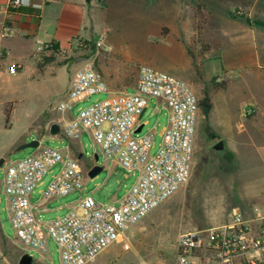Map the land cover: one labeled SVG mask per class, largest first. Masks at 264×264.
<instances>
[{"label":"rangeland","instance_id":"obj_1","mask_svg":"<svg viewBox=\"0 0 264 264\" xmlns=\"http://www.w3.org/2000/svg\"><path fill=\"white\" fill-rule=\"evenodd\" d=\"M197 1L147 0L143 5L144 12L148 13L155 9L157 13H160L162 23L156 27L153 19L142 17L138 6L118 10L109 7L108 11H103L102 8L105 6L102 3H92V7L83 12V18L74 26L84 36H75L64 45L54 42L55 51H48L40 58L35 57L43 61L49 60L54 65H67L64 67L67 72L72 69L70 67L79 68L85 60L93 62L98 68L106 51H109L122 57L123 61L129 58L132 64H138V69L141 65H149L183 80L190 74L193 77V88L199 101L208 97L214 106L207 111L200 106L189 180L175 194L129 228L122 240L106 248V251L90 264H140L141 261L149 264H174L177 240L184 230L221 225L228 219L234 207L240 208L245 216L247 214L246 217L251 216L250 211L253 208H259L264 212V156L262 154L264 149L261 152L251 146H238L235 152L226 150L222 155L212 150V146L220 139L217 131L221 133L227 128L233 133L238 121L248 125L253 116V114L245 115L244 112L242 116L241 109L234 111V104L231 107L233 111L231 116L226 115L224 109L226 108L227 111L229 108L225 104L223 93L226 86L220 87L224 82L227 85L236 78L241 79L243 74L240 73V68L243 73L244 71L248 73L249 51L247 49L236 51L235 47L238 46L239 49L240 46L231 40L233 30L228 31L224 27L225 25L233 26L236 21L243 22L239 16H247L249 8L245 3H241L233 7L228 14L224 10V12L219 10L216 13L212 10L208 16L210 27L203 28V18L197 20L189 6L193 2L195 7ZM234 1L236 0L231 2ZM260 1L264 2V0ZM262 7L259 5L260 12L263 11L260 10ZM174 9L176 12L171 11ZM192 22L203 28L202 36L205 41L212 44L219 41L223 45L222 51L213 50L207 53V57L200 55V51H193L194 55L198 56L200 73L196 71L195 64L190 61V58L185 59L176 50H169V47H174L177 40H181L185 46L191 41L195 30L192 28ZM106 33H108L107 36ZM104 35L105 40L108 39L110 42L106 41L105 48L98 46V42ZM108 43L111 48L107 46ZM82 56L85 60L78 63L76 60ZM221 56L223 57L222 66L213 69L212 62H220ZM27 75L28 77L21 81L17 80V75H10V77L4 75L0 81V101L16 102L5 105L10 111L15 106L11 121L7 124V127H11L10 129H3L5 119L0 113V153H7L5 163L0 168V185L3 184L5 169L9 163L28 157L36 151L34 148L18 150L19 146H16V151L10 153L19 139L22 141L39 136L42 137V145L60 150L65 149L68 144L67 139L52 138L47 134L48 128L44 129L51 123L52 114L48 111L61 99L67 74L65 76V73H62L55 82H52L49 75H44L41 79H36L29 73ZM107 98L108 94L105 92L91 95L85 106ZM76 111L77 106L74 107L73 113ZM235 112H238L237 118L234 117ZM31 120H33L31 126L27 128ZM145 121H148V124L137 135H143L147 133V130L154 129L155 135L150 155L155 156L164 139L161 130L164 121L153 105L145 112L142 124ZM81 141L85 154L79 162L84 176V188H86L85 192H91L94 184L90 182L92 179L85 182L86 174L95 155H98V166L104 164V156L100 155V151L94 147V142L89 136H82ZM255 151L259 153L258 156L255 155ZM59 169L58 164L49 170L43 180L46 183L51 181ZM117 171L122 175L126 174L124 177L127 179L121 184L123 190L128 186L131 187L135 183L132 181L138 177L137 172L132 176L126 170L118 168ZM101 173V180H104L108 170L105 169ZM39 190V188L36 189L35 195ZM95 199L100 204L111 203L110 198L107 201H101L96 197ZM115 204L119 203L115 202ZM77 211L82 213L80 209ZM41 221L47 220L43 218ZM0 223L4 233L10 238L9 240L0 233V264H19L20 257L24 253L33 256V264H61L58 246L52 238L48 239L45 253L23 247L12 226L7 210V199L3 192L0 197Z\"/></svg>","mask_w":264,"mask_h":264},{"label":"built area","instance_id":"obj_2","mask_svg":"<svg viewBox=\"0 0 264 264\" xmlns=\"http://www.w3.org/2000/svg\"><path fill=\"white\" fill-rule=\"evenodd\" d=\"M5 4L8 10L39 6L32 0H5ZM53 45L54 42H37L34 56L55 51ZM104 45L105 35L98 42V46ZM5 55L0 49V60ZM18 69L15 63L8 67L11 74ZM101 92L107 93L108 98L81 108L76 117L65 123L63 133L67 138H78L83 130H90L94 147L101 155L116 160L129 173H138L119 205L100 204L92 195H85L80 200L81 214L71 212L41 221L31 195L49 170L60 165L43 191L44 197L64 196L84 188L79 160L42 144L34 154L7 165L1 186L12 226L23 247L45 253L48 239L52 238L61 264L94 262L106 248L122 240L129 228L175 194L191 175L200 104L188 82L141 65L134 92L110 93L94 63L85 60L57 109L71 110L75 102ZM151 98L162 100L169 110V123L155 156L150 155L155 134H135L138 118ZM254 112L251 107L244 110L245 115ZM176 264H264V212L255 208L246 217L234 207L223 224L180 234Z\"/></svg>","mask_w":264,"mask_h":264},{"label":"crops","instance_id":"obj_3","mask_svg":"<svg viewBox=\"0 0 264 264\" xmlns=\"http://www.w3.org/2000/svg\"><path fill=\"white\" fill-rule=\"evenodd\" d=\"M231 1L232 0H198L195 7L193 2H191L189 6L192 9L193 16L196 13H194V11L198 7L201 9V15H198V17L196 15L195 16L197 20L203 18V28L204 26L210 27L208 16L211 14L210 11L212 10H215V13L219 10L221 12L224 10L228 14L230 13V10L233 9V7L238 6L241 3H245L249 8L247 16H239L240 20H243V22L236 21L233 26L225 25L224 27L228 31L233 30V39L231 40L234 44L240 46L239 49L238 46L235 47L236 51H242V49H247L249 51L248 73H245L246 71H244L243 73V70L240 68V73L243 74L241 75V79L236 78L225 85V88L223 87L225 104L229 106L227 111L226 108L224 109V113L230 117L231 113L233 112L231 109L233 104L235 105V108H233L234 111H237L239 109L242 110V116L245 108L247 107L254 108L255 113L250 119L248 125L242 121H238L237 128H234L233 133L229 132L227 128L221 131V133H219L218 131L217 133L220 138L218 141H225L226 150L235 152L238 146H251L254 147L255 150L258 149L261 151L262 149H264V25H259L257 22L264 23V2H261L260 0H236L237 3L236 1H234V4V2ZM32 2L33 4L39 6H30L21 10H8L6 8L5 0H0V49L6 52L4 59L0 60V81L2 77H4V75H8V77H10V75H17V80L21 81L25 77H28L27 73H29L36 79H41L44 75H49L51 76L52 82H55L62 73H65V76L67 74L65 85L61 93V99L57 103H55L54 106L51 107L48 111V113L52 114L51 123L49 127L47 126L44 129L46 130L48 128L47 130L49 132L47 134L52 138H58L62 140L67 139L68 144L66 145L67 147L63 149V151L67 155L81 160L85 154L81 137L89 136L93 140L91 131L83 130L78 138H67L63 133V127L67 121L77 116L81 108L86 107L85 105L90 99V96L83 100L75 102L71 110L59 111L57 109V106L66 99L70 82L75 72L81 66L79 68L70 67L72 69L67 70L66 72L64 70L66 68L64 67L67 65H54L49 60L43 61L35 58L34 50L37 42H56L58 44L64 45L67 44L68 41L72 40L75 36H84L80 34L79 30H76L74 26L78 20H81L83 18V12L88 11L89 8L92 7V3H102V5L105 6L104 8H102L103 11H108L109 7H113V10L114 8L115 10H118L119 8L127 9L128 7L129 9L138 6V11L142 13V17L153 19V24L155 25V27L156 25H160L162 23L160 13H157L155 9L148 13L144 12L145 9H143V5L145 2H147V0H90L89 2H87L86 0H32ZM139 3L141 4L139 5ZM259 5L263 6L260 9L263 10L261 12L259 11ZM140 6L142 7L140 8ZM171 11L176 12L175 9ZM90 22H92L91 17ZM192 24L193 30L195 28V30L193 31V35L195 36L192 35L191 41L185 46V44L181 42V40H177L174 43V47H169L170 51H173L174 49L185 59L190 58V61H193L192 57L189 55V50L192 52L194 50L200 51V55L206 57L207 53L213 50H223L221 47L223 45L219 41L215 44H212L209 41H205L202 36L203 28L198 24L197 26L194 25L193 22ZM107 35L108 33H106V36ZM106 41L109 42V40L107 39L105 40V44ZM109 43L107 46L111 48ZM202 43L208 44L210 46V50L208 52L201 53L200 46ZM222 43H224V41ZM106 52L107 53L105 57L103 58L97 69L102 74L105 82L107 83L109 92L117 93L129 90L135 91L139 74L138 64H132L129 58L126 59V61H123L122 57L118 56L116 53H112L109 51ZM36 57L40 58L41 56ZM222 59L223 57L221 56L219 57L220 62L213 61L211 66H213L214 68H212H220L222 66ZM76 61L79 63L78 60ZM13 63L19 66L18 72L15 74H11L8 70L9 65ZM41 64L42 66H40ZM185 81L188 82L192 87H194L193 77H191L190 74L188 77H185ZM12 103L15 104L16 102H7L4 100L0 101V113L4 116L5 119L3 129L11 128L7 127V124L11 121V115L15 106L10 111L8 108H6L5 105H9ZM151 105H153L154 109L159 112L160 118H162L164 121L161 127L163 134L169 123V110L162 100L151 98L145 112L148 108L151 107ZM76 106L77 111L73 113V109ZM212 108H214V106L209 109ZM5 109H8L10 111V120L8 123L6 122ZM235 113L236 115L234 117L237 118L238 112ZM142 119L143 117L138 118V128L135 131L136 135L142 131L144 126L148 124V121H145L142 124ZM32 121L33 120L29 122L27 128L31 126L30 124ZM53 124H58L60 126V131L56 135H52L50 133V129ZM147 132L155 133L154 129L147 130ZM34 139H39L41 141L42 137H32L30 139H24L22 141L19 139L10 153L16 151V146H20L21 144L27 143L29 140L31 141ZM258 154L259 153L255 151V155L258 156ZM262 154L264 156L263 152ZM6 155V152L0 153V157L2 158H6ZM80 155L83 156L80 158ZM97 160L96 158L92 160L93 163L91 164L88 173L94 166H97ZM101 168V172H103L105 169L108 170V173H106L104 180H101V172L93 178H91L88 173L86 174L85 182H87L88 179H92L90 180V182L94 184V189L91 192H85L86 188H83L80 191H76L68 195L55 198H46L42 193L46 189L50 181L46 183L42 179V181L36 186L34 192L31 195V202L35 206L37 217L40 220L44 218L47 221H51L71 212L78 213L77 210L79 209L82 212L80 200L85 195H92L94 198L96 197L101 201H107L110 198L111 203L107 204H115V202H118L120 204L126 196L130 187L128 186L127 188H125V190H123L124 188H121L122 182H124L127 178L124 177L126 174L122 175L117 171V169H125L116 160L107 159L105 157L104 164L101 165ZM130 174L134 176L135 173ZM135 181L133 180L132 183H134ZM37 188H39L40 190L38 191L37 195H35V191ZM254 209L255 208L250 211V215L253 214ZM7 210L11 219L8 203ZM194 230L197 229H187V231L184 230V232ZM184 232H181L180 234ZM7 239L10 240V238L8 237ZM105 251L106 249L102 253H104ZM144 262L146 264H149L146 261ZM174 264H176V261Z\"/></svg>","mask_w":264,"mask_h":264},{"label":"water","instance_id":"obj_4","mask_svg":"<svg viewBox=\"0 0 264 264\" xmlns=\"http://www.w3.org/2000/svg\"><path fill=\"white\" fill-rule=\"evenodd\" d=\"M79 62L85 60V57L82 56L80 58L77 59ZM204 110H209V107H203ZM145 110H143V112L141 113L140 115V118L143 117L144 113H145ZM60 131V126L58 124H53L51 126V129H50V133L52 135H56L58 134ZM41 144V141L39 139H34V140H31L30 142H27V143H24V144H21L19 147H18V150H21V149H26V148H34V149H37ZM212 150L217 153V154H224L226 149H225V141L224 140H220L218 141L217 143H215L213 146H212ZM83 155H80V158L82 157ZM96 160L98 159V156L96 155L95 156ZM5 163V158H1L0 159V168L4 165ZM102 171V168L101 166H94L88 173V175L93 178L95 177L96 175H98L100 172ZM0 197H1V186H0ZM34 262V258L33 256L29 255L28 253H24L21 257H20V260H19V264H33Z\"/></svg>","mask_w":264,"mask_h":264},{"label":"trees","instance_id":"obj_5","mask_svg":"<svg viewBox=\"0 0 264 264\" xmlns=\"http://www.w3.org/2000/svg\"><path fill=\"white\" fill-rule=\"evenodd\" d=\"M87 2H89L90 0H86ZM200 8L198 7L196 10H195V15L198 17V15H201V13H200ZM259 25H264V23H262V22H257ZM201 53H205V52H208L209 50H210V46L208 45V44H204V43H202L201 44ZM189 55L192 57V60H193V62H194V64H195V68H196V71L198 72V73H200L199 72V70H200V65H198V59H197V56H195L194 55V53L192 52V51H190L189 50ZM40 66H42V64L40 65ZM225 82L224 83H222L221 84V86L220 87H225ZM199 104H200V106L201 107H209V108H211L212 106H213V104H212V101L208 98V97H206V98H204L203 100H201V101H199ZM5 116H6V122L8 123L9 122V120H10V111L8 110V109H5ZM1 224V223H0ZM0 233L3 235V236H5L6 237V235H5V233H4V231H3V229H2V227H1V225H0ZM7 238V237H6Z\"/></svg>","mask_w":264,"mask_h":264}]
</instances>
